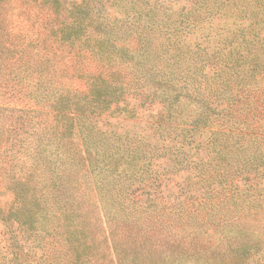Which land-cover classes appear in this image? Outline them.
I'll return each instance as SVG.
<instances>
[{
    "label": "trees",
    "instance_id": "trees-1",
    "mask_svg": "<svg viewBox=\"0 0 264 264\" xmlns=\"http://www.w3.org/2000/svg\"><path fill=\"white\" fill-rule=\"evenodd\" d=\"M40 1L51 16L63 11L65 18L52 24V35L69 49L79 42L69 57L94 62L93 71L80 68L84 87L73 97L82 105L63 100L68 93L58 101L74 112L91 108L100 115L97 121L121 102L132 113L145 103L161 106L157 114H148L152 121L144 123L145 133L100 125L102 130L97 121L82 124L79 155L85 170L99 173L106 195L126 203H142L146 194L154 202L153 192L165 196L157 165L167 171L176 164L190 168L197 179L214 161L231 175L227 181L234 188L245 174L264 178V0H184L187 4L176 10L169 5L175 0H73L70 6ZM160 34L166 40L152 45ZM247 132L251 146L237 145ZM230 138L233 142L226 143ZM183 147L187 153L193 149L195 159L188 161ZM247 147L253 152L246 154ZM48 180L41 178L37 186L27 176L12 187L14 203L0 211L5 234L0 264H91L92 253L102 249L88 241L89 225L78 219L73 203H85L79 185L60 175ZM53 214L57 224L49 223ZM206 226L196 222L189 235L204 234ZM234 226L223 230L236 245L227 242L245 253L247 244L238 242L243 228Z\"/></svg>",
    "mask_w": 264,
    "mask_h": 264
},
{
    "label": "rangeland",
    "instance_id": "rangeland-1",
    "mask_svg": "<svg viewBox=\"0 0 264 264\" xmlns=\"http://www.w3.org/2000/svg\"><path fill=\"white\" fill-rule=\"evenodd\" d=\"M60 1L70 6L67 2L73 0ZM186 4L175 0L169 5L176 10ZM64 18L63 11L51 16L48 5L40 0H0V211L13 205L12 187L19 179L29 176L32 185L40 186L41 178L47 183L60 175L65 182L68 177L78 184L84 195L85 203H73L78 219L89 225L85 226L90 230L88 241L102 247L92 253L91 264H264V178L251 179L245 174L234 188L228 182L231 175L216 168L214 161H210L211 166L205 163L209 168L204 165L197 179L190 168L184 171L176 164L167 171L157 165L162 173L161 187H167L165 196L153 192L150 196L154 202L146 194L142 203H126L121 197L113 200L112 195H106L98 172L85 170L78 146L81 126L94 123L100 115L91 108L74 112L57 98L68 93L63 100L81 106L79 97H73L84 87L80 68L93 71L94 62L91 58L69 57L78 41L73 49L56 42L51 26L61 25ZM165 40L166 36L160 34L152 45ZM123 104L112 105L107 114L101 115L97 124L102 130L109 126L120 133H145L148 114H157L161 108L155 102L150 106L145 103L132 113ZM69 111L83 119L70 118ZM105 133L113 142V135ZM250 134L237 145L251 146ZM150 139L155 141L157 136ZM228 142L233 141L230 138ZM186 149L180 150L188 161L195 159L193 149L188 153ZM174 152L182 159L181 153ZM251 152L253 149L247 147L245 153ZM260 171H264L261 166ZM223 177L225 182L217 180ZM246 187H250V194L241 195ZM200 221L207 225L206 232L189 235ZM49 223H58L54 214ZM230 223L243 228L238 242L247 244L245 253L227 242L231 239L236 245V239L223 230ZM3 230L0 225V249L4 245ZM60 233L57 228L56 238L61 239Z\"/></svg>",
    "mask_w": 264,
    "mask_h": 264
}]
</instances>
